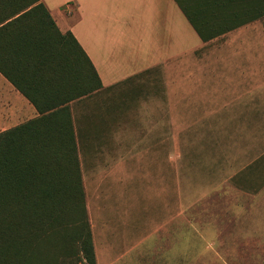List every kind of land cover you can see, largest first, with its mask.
<instances>
[{"label": "rangeland", "instance_id": "1", "mask_svg": "<svg viewBox=\"0 0 264 264\" xmlns=\"http://www.w3.org/2000/svg\"><path fill=\"white\" fill-rule=\"evenodd\" d=\"M115 53L135 70L157 51ZM132 77L70 103L88 220L100 196L114 220L101 264H264L263 19Z\"/></svg>", "mask_w": 264, "mask_h": 264}, {"label": "trees", "instance_id": "2", "mask_svg": "<svg viewBox=\"0 0 264 264\" xmlns=\"http://www.w3.org/2000/svg\"><path fill=\"white\" fill-rule=\"evenodd\" d=\"M199 6L201 12L190 14L186 7V14L204 42L257 19L264 21V0H202ZM14 17L30 23L24 32L43 37L47 30L55 31L62 40L52 73L47 72V48L37 43L33 49L40 77L57 83L49 97L22 90L39 115L0 132V264H56L60 255V264H65L80 253L87 264H97L78 157L81 134L70 103L105 88L85 50L72 33L58 30L41 0H0V24ZM43 244L52 249L48 261Z\"/></svg>", "mask_w": 264, "mask_h": 264}, {"label": "crops", "instance_id": "3", "mask_svg": "<svg viewBox=\"0 0 264 264\" xmlns=\"http://www.w3.org/2000/svg\"><path fill=\"white\" fill-rule=\"evenodd\" d=\"M41 1L58 30L63 35L72 33L85 50L104 88L114 86L145 69L184 55L207 43L202 41L188 21L187 8L184 6L186 3L190 11L201 12L199 2L202 0ZM16 17L0 24V30H2L0 31V132L16 127L39 115L37 108L30 102L24 90L32 96L49 97L51 89L57 85L51 80L40 77L42 72L37 64V52L33 49L37 43L47 48L46 54L50 55L47 72L52 73L51 67L57 66L58 63L61 37L55 31L53 33L48 30L43 37L40 33L24 32L25 28H29L30 23L26 21L27 19L19 20ZM7 23L9 26L3 27ZM190 27L200 41H192L187 45L188 38H190L188 34L193 33ZM18 40L26 42L25 45L28 47L21 48V44L17 43ZM123 48L155 49L157 53L148 60L147 55L140 56L146 60L143 63L151 62L141 68L131 70L129 64L125 69V65L116 57L115 51ZM255 73L260 75L261 71ZM73 102L75 101L71 104ZM103 200L104 198L100 196V204L96 212L93 213L90 207V225L98 264L101 262L97 237L106 232L107 223L105 221H114L107 216L108 212H104ZM130 229L131 231L128 232L125 230L126 235L131 234L132 228ZM106 243L112 247L118 242L108 240ZM101 247L104 246L101 245ZM127 254L117 256L106 264H126L127 262H120Z\"/></svg>", "mask_w": 264, "mask_h": 264}]
</instances>
